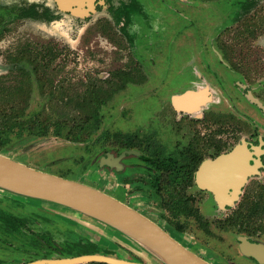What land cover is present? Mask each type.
<instances>
[{
	"label": "rangeland",
	"instance_id": "374dc122",
	"mask_svg": "<svg viewBox=\"0 0 264 264\" xmlns=\"http://www.w3.org/2000/svg\"><path fill=\"white\" fill-rule=\"evenodd\" d=\"M113 1V5H117L118 0ZM247 1L136 0V3H131L134 12L125 33L115 22L116 17L109 7L112 3L95 4L89 16L78 17L59 10L54 0H0V76H6L5 84L8 73L14 70L8 56L15 52L17 45L43 43L53 47L56 54L51 70L44 73V88L46 91L52 89L53 95L41 97L36 82H33L27 114L42 111L45 103L42 116L59 118L58 112L48 108L53 98L54 103H67L75 123L84 117L89 120L86 130L79 133L83 139H66L64 129L61 136H54L50 130L39 139L24 138L25 133L18 136L13 132L7 142L0 145V153L130 202L139 211L161 222L172 235V229L188 231L187 219L183 215L174 217L184 212L181 185L161 184V194L154 192L146 182L148 170L142 167L147 164L135 154L155 158L167 157L173 151L178 157L186 145H201L204 144L202 140H209L207 134L199 136V133L216 129L227 131L228 127L232 128L235 136H224V143L238 145L242 141L245 144V140L255 143L244 132L249 128L245 124L248 121L245 113L236 112L231 119L227 114L221 119L213 115L204 120L194 119L185 114L179 118L180 112L171 105L172 98L189 87L185 84L189 73L184 63L186 49L198 50L200 44L210 43L226 50L235 59L246 55L251 48V37L245 23L264 21V0L245 5ZM199 32L202 33L200 37ZM119 85H122L120 90L111 98L104 99L111 87ZM216 89V95L220 96ZM96 91L98 95H94ZM220 105L224 110L230 108L226 101ZM110 150L121 152V155L125 154L126 161L138 164V168L127 170L133 176L129 184L135 197L125 198L122 188L115 186L122 174L119 168H116L118 172H112L106 167V162L100 165L101 157L105 158L104 153ZM134 186L138 189H133ZM23 202L31 207L17 206L9 199H0V209L27 219L35 229L50 231L59 242L66 241L64 236L68 235L69 228L75 227L89 237L87 231H82L83 223L98 226L94 231L96 236L89 239L104 243L100 238V232L106 231L104 225L91 218L37 199L27 198ZM221 216L218 213V216L204 218L205 221L196 219L199 225L191 218L194 230L191 240L205 236L211 247L232 252L226 250V245H235V236L242 231H237L230 224L227 226ZM2 222H5V216L0 214V260L4 264H19L23 257L29 258L31 255L28 253H34L36 249L25 231H16L1 225ZM202 225L210 233L204 234ZM117 235L122 242H133L114 231L113 236ZM185 236V232L176 235L187 247L199 251L201 245Z\"/></svg>",
	"mask_w": 264,
	"mask_h": 264
},
{
	"label": "flooded vegetation",
	"instance_id": "af4514ba",
	"mask_svg": "<svg viewBox=\"0 0 264 264\" xmlns=\"http://www.w3.org/2000/svg\"><path fill=\"white\" fill-rule=\"evenodd\" d=\"M255 1L249 0V4L253 5ZM54 2L59 10L78 17L89 16L95 9V4L101 2L102 4L103 2L112 3L109 7L116 17L115 22L120 29L123 27L127 32L129 21L126 24L123 23L127 18L124 16L126 9L124 6L132 2L136 3V0H118L117 5H113V0H54ZM133 10L129 12L130 19ZM118 11H120V15H118ZM119 18L120 20H118ZM245 25L248 26V34L251 37V48L247 50L245 56H239L238 59L228 55L226 50L219 49L215 45L212 46L210 43L204 46L200 44L198 50L186 49L184 63L188 66L189 73L186 74L185 84H189V87L184 92L174 96L171 105L174 110L180 112L179 118L185 114L187 117L194 119L204 120L212 115L217 119H221V116L227 114L231 119L234 118L233 115L236 112L245 113L248 116L246 118L248 121L245 124L249 128L244 132L255 143L248 140H245V145L241 146H238L240 143L238 145L236 143H224V136L230 135L232 138L235 136L234 132L231 131V127H228L227 131L216 129L203 134L199 133V136L207 134L209 140H202L204 144L201 145H186L178 153V157L171 151L167 157L149 158L157 162L164 160V162L159 163L160 169L157 170V174H162L158 182L160 185L158 190L151 187L148 181L149 175L154 172L157 163L152 168V165L144 160L148 157L140 153L135 154V157H140L147 164V166L142 165V167L144 170H148L147 174L145 173L147 175L146 182L149 188H153L154 192L161 194V184L172 187L181 185L184 212L176 214L174 217L183 215L187 219L185 224L188 231L172 229V235L160 224L161 222L142 213L163 227L183 246L210 264H262L254 257L246 254L245 243L260 244L264 247V133L261 132L264 129V21H247ZM197 34L199 37L202 35L201 32ZM216 88H218L221 97L216 95ZM224 101L227 102L230 108L225 110L221 108L220 104ZM207 104L212 106L208 107ZM259 127L262 128L261 131ZM207 142L208 144H206ZM104 154L106 167L108 166L114 172L116 168L113 160L120 156L121 152L110 150ZM222 157H225V159H222L223 161L219 163L220 166L209 168L204 175L202 174L204 183L222 187L219 193L222 203H219L216 193L207 187H200L198 179L201 176L199 171L207 162ZM125 159H127L126 156L120 160L121 166L119 169L122 174L117 178L118 182L115 183V186L122 188V194L125 198H133L135 195H132V187L129 184L133 180V176L127 170L138 168V164ZM229 173H231L230 176L223 177L224 174ZM163 180L165 183H163ZM225 186L226 188H224ZM133 189L137 190L138 188L134 186ZM141 194H144V192L141 191ZM124 203L136 209V206L130 204V202ZM218 213L223 215L220 219L226 222L227 226L230 224L237 231H242L236 234L235 245L229 243L228 246L226 245V250H232V252L228 251L226 253V251H219L211 247L207 244L209 239L207 240L205 236L200 237L201 239L191 240V232L194 231L190 223L191 218H194V221L198 224L196 219L204 220L209 216H218ZM82 227V231H87L90 234L89 237L74 227L69 228L68 235L64 236L66 239L64 242L57 241L55 237H52L54 238L52 242H38L34 241L27 233L36 251L32 254L30 251L28 256H31L29 258L23 257L19 264H26L40 259L71 258L86 254L103 255L128 262L161 264L156 256L143 245L134 241H120L118 235L114 237V231L106 226H104L106 231L102 230L100 232L102 234L100 238L103 239L104 243L89 239L96 236L94 231L98 226H88L83 223ZM31 228L35 229L32 226ZM201 228L204 229V232L202 231L204 234L210 233L206 226L202 225ZM47 232L50 236H53L50 231ZM183 232L187 233V237H185L189 241H195L201 245L199 251L187 247L185 242L176 237V235H182ZM88 262L113 264L98 260ZM4 263L0 260V264Z\"/></svg>",
	"mask_w": 264,
	"mask_h": 264
},
{
	"label": "water",
	"instance_id": "95a60500",
	"mask_svg": "<svg viewBox=\"0 0 264 264\" xmlns=\"http://www.w3.org/2000/svg\"><path fill=\"white\" fill-rule=\"evenodd\" d=\"M241 145L245 144L241 143L238 146ZM124 156L125 154H122L114 158L115 168H120V160ZM222 159L225 157L207 162L199 171L201 176L198 179L200 187H207L216 193L219 203H222L219 194L222 187L204 183L202 174L204 175L209 168L220 166ZM103 162L105 164V158L101 157L100 165H103ZM230 175L231 173L224 174L223 177ZM0 188L32 199L60 205L92 218L143 245L156 256L161 264H210L183 246L151 218L109 193L77 180L36 169L1 153ZM245 251L259 263L264 264L262 245L246 242ZM92 260L113 264H152L128 262L97 254L61 259H40L26 264H75Z\"/></svg>",
	"mask_w": 264,
	"mask_h": 264
},
{
	"label": "trees",
	"instance_id": "16d2710c",
	"mask_svg": "<svg viewBox=\"0 0 264 264\" xmlns=\"http://www.w3.org/2000/svg\"><path fill=\"white\" fill-rule=\"evenodd\" d=\"M248 3L249 2H246L245 5ZM124 8L127 9V11L126 9L124 11V16L127 18L123 23L126 24L130 19L129 12L133 10V7L131 8L130 3L125 5ZM117 13L118 15L121 14L120 11ZM118 20H120V18ZM118 20L117 22H119ZM121 28L123 31L125 30L123 27ZM125 33L127 32L125 31ZM53 49V47L49 45L45 46L43 43H23L17 45L15 52L8 56V60L14 64V70L8 73L7 77L9 78L6 80L7 84H5L4 80L6 76H0V145H4L9 138V134H13V132L18 136L25 133L26 136L24 138L31 136L39 139L49 134L50 130L54 136H61L63 135L61 130L64 129V136L66 139H83L79 133L86 130L89 124L88 117H84L79 123H75L70 110L67 108V103L60 105L54 103L53 98L50 99L48 108H50L51 111L58 112L59 118H54L53 115L42 116L41 112H44V108L46 107L45 103L42 105V111L32 115L27 114V108L33 94V82H36L41 97L53 95L52 89L46 91L44 88V73L51 70L49 68L52 65V60L56 56ZM44 50H46L44 55H41ZM47 58L49 60L45 61ZM50 80L48 81L50 82ZM121 88L122 85L111 87L109 95L104 97V99L111 98L113 93ZM97 93L96 91L94 95H98ZM144 160L151 164L152 168H154L153 165L157 163L154 172H151L149 175L148 181L151 187L158 190L160 186L158 182L162 174H157V170L160 169L159 163L164 162V160H159V162L149 158H144ZM27 198L29 197L0 188V199H9L17 206L31 207L28 203L23 202L24 199ZM0 214L5 216V222H2L1 225L9 226V228L15 229L16 231H25L34 241H54L47 231L32 229L27 219H23L21 216H17L11 212L5 211L4 213L2 209H0ZM94 221L98 222L96 220ZM46 236L48 237L47 239Z\"/></svg>",
	"mask_w": 264,
	"mask_h": 264
}]
</instances>
